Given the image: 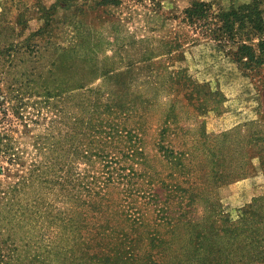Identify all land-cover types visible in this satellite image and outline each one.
I'll use <instances>...</instances> for the list:
<instances>
[{
    "label": "trees",
    "instance_id": "trees-1",
    "mask_svg": "<svg viewBox=\"0 0 264 264\" xmlns=\"http://www.w3.org/2000/svg\"><path fill=\"white\" fill-rule=\"evenodd\" d=\"M76 1L42 7L44 24L0 44V264H264V193L235 218L217 197L220 185L252 170V146L244 142L238 165L209 170L212 144L176 120L177 105L206 109L214 92L183 67L163 64L165 112L148 154V109L158 94L129 92L125 70L97 65L98 40L74 15ZM261 4L213 9L192 0L179 21L252 69L264 65ZM56 5L67 12L60 19L72 32L66 45L49 39ZM182 43L164 41L137 62L156 68ZM38 116L47 119L31 132L28 121Z\"/></svg>",
    "mask_w": 264,
    "mask_h": 264
},
{
    "label": "rangeland",
    "instance_id": "rangeland-1",
    "mask_svg": "<svg viewBox=\"0 0 264 264\" xmlns=\"http://www.w3.org/2000/svg\"><path fill=\"white\" fill-rule=\"evenodd\" d=\"M56 1L0 0V44L13 39L20 40L18 30L25 36L44 24L46 17L43 10ZM94 1L77 0L81 11L78 8L74 15L82 22L85 30L98 40L95 52L97 65L105 63L125 70V79L129 78L131 84L125 88L129 92L158 94V101L148 109L150 128L145 136V150L148 154L154 151L152 142L155 130L165 112L159 101L165 103L163 94L166 89L158 85L162 81L160 73L163 64L173 69L183 67L192 80L206 82L207 89L214 92V95L206 94V109L199 106L196 111L197 103L193 107L190 104L184 107L177 105L175 109L178 124L193 128L192 131L198 135L202 133L200 137H205L208 145L212 144V150H208L207 155L209 170L212 168L218 171L217 168L223 166L238 165L243 159L244 142L247 147L252 146L248 160L252 170L217 188L219 209L235 218L238 208L264 193V65L252 69L241 68L215 41L201 38L187 29L179 21L180 12L192 0H157L158 5L149 0H120L116 5L105 6H97ZM204 1H210L212 8L216 9L249 0ZM60 6L56 5L54 13L58 19L49 23V39L59 45H66L72 40L69 38L72 32L60 20L64 13ZM260 8L264 10V0ZM262 14L264 16V12ZM176 39L183 40L178 56L173 52L171 57H158L156 68L144 67L145 62H137L145 52L155 53L162 42L173 43ZM131 62L140 67H126ZM100 81L101 78H98L92 85ZM181 103L184 104V101L181 100ZM44 117L38 116L28 121L31 132L40 129V123L47 119ZM15 126L18 129L15 135L20 137L21 125L16 123ZM188 137L180 135V139ZM21 138L22 143L28 140L24 135ZM203 168L206 170V166Z\"/></svg>",
    "mask_w": 264,
    "mask_h": 264
}]
</instances>
